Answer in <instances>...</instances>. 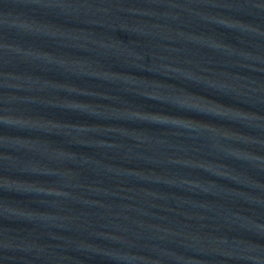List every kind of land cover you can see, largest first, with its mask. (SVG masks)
I'll list each match as a JSON object with an SVG mask.
<instances>
[{
	"label": "water",
	"instance_id": "obj_1",
	"mask_svg": "<svg viewBox=\"0 0 264 264\" xmlns=\"http://www.w3.org/2000/svg\"><path fill=\"white\" fill-rule=\"evenodd\" d=\"M0 264H264V0H0Z\"/></svg>",
	"mask_w": 264,
	"mask_h": 264
}]
</instances>
